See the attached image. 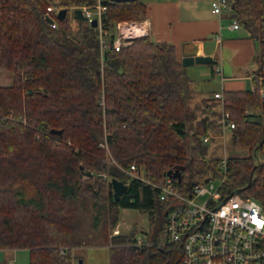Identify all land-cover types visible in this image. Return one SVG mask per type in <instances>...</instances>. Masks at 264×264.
Instances as JSON below:
<instances>
[{
  "label": "trees",
  "instance_id": "16d2710c",
  "mask_svg": "<svg viewBox=\"0 0 264 264\" xmlns=\"http://www.w3.org/2000/svg\"><path fill=\"white\" fill-rule=\"evenodd\" d=\"M230 1L259 43L260 67L254 90L224 92L236 125L231 142L249 150L229 158L225 189L264 202V0ZM96 2L0 0V66L13 76L10 85H0V250L25 249L29 264H74L73 247L92 243L88 234H96L109 247V264H184L181 244L164 239L169 203L121 167L136 165L153 183L183 167L174 185L190 194L197 183L220 175L222 158H206L213 139L203 137L219 134L221 126L207 99L204 110L190 106V81L175 45L142 37L119 51L109 44L101 56L98 28L69 17ZM105 3L108 31L147 11L141 0ZM48 7L66 8V19L51 12L50 24ZM31 13L36 31L24 41L23 20ZM105 133L108 149L100 145ZM114 178L128 184L117 201ZM17 183L32 188L34 197H25ZM121 209L147 213L142 244L136 224L127 234L114 232ZM86 222L91 230L83 228Z\"/></svg>",
  "mask_w": 264,
  "mask_h": 264
},
{
  "label": "built area",
  "instance_id": "2783aa9c",
  "mask_svg": "<svg viewBox=\"0 0 264 264\" xmlns=\"http://www.w3.org/2000/svg\"><path fill=\"white\" fill-rule=\"evenodd\" d=\"M106 0H97L96 4L77 7L82 9L87 21L96 19L99 30L101 56L109 48V44L119 51L134 40L147 37L149 24L147 21L120 20L114 31L102 27V17L107 11ZM110 1V0H109ZM60 7H48L46 15L60 11ZM211 10L221 16L224 11L230 12L233 21L230 28L237 29L240 20L234 14L229 0H211ZM113 38L111 39V37ZM220 39V36H217ZM214 98L220 103V116L217 119L221 126L222 139L227 132L235 128L230 113L225 109L224 93L215 92ZM104 100V99H103ZM104 105V101L101 103ZM106 133L100 143L108 149ZM213 136L203 137L208 142ZM220 175H214L197 183L190 194L178 191L174 179L166 177L163 182L153 183L146 179L143 170L136 165L122 168L132 178L152 184L159 190L162 201L169 203L168 221L165 228L170 243H180L183 248L184 264H264V206L251 196L240 192L230 193L225 189L229 157L225 155L221 161ZM144 172V171H143ZM104 178L107 176L104 174ZM218 180V186L214 181ZM115 233H119L116 228ZM140 237L137 243L142 244ZM10 264H14L11 262Z\"/></svg>",
  "mask_w": 264,
  "mask_h": 264
},
{
  "label": "crops",
  "instance_id": "0c3cea01",
  "mask_svg": "<svg viewBox=\"0 0 264 264\" xmlns=\"http://www.w3.org/2000/svg\"><path fill=\"white\" fill-rule=\"evenodd\" d=\"M141 1L147 4L146 14L133 20L148 22L149 34L147 37L150 40L175 45L181 63L185 49L184 44H188V42L196 43V55H209L215 59V63L203 65H208L213 78L216 74L220 78L208 97L191 95L193 98L196 95L201 98L197 104L198 107L204 110L207 104L211 111L210 114L218 119L220 103L214 99L215 92L255 89L254 76L260 67L256 59L259 43L251 35L245 23L240 21V26L237 29L230 28L233 21L230 12L224 11L221 16L214 14L211 10V0ZM217 36H220L219 40ZM12 81L11 71L0 66V85H10ZM189 81L191 86L194 80L189 78ZM205 99H207L206 104ZM228 133L230 134L231 131L226 135ZM219 134H212L211 139L219 137ZM121 210L120 220L122 212L127 209ZM119 229L121 232L122 229Z\"/></svg>",
  "mask_w": 264,
  "mask_h": 264
},
{
  "label": "rangeland",
  "instance_id": "374dc122",
  "mask_svg": "<svg viewBox=\"0 0 264 264\" xmlns=\"http://www.w3.org/2000/svg\"><path fill=\"white\" fill-rule=\"evenodd\" d=\"M58 1L59 0H57V2ZM53 14L57 16L56 13ZM69 17L72 20L73 24L78 22L74 18L73 11H70ZM85 22L89 23L88 21ZM36 24V18L32 13L23 20L22 36L24 41H27L29 40V38L33 37L32 35H34V32L36 31ZM186 73L188 78L194 80V83L190 86L191 95L197 94L202 98L209 96L210 92L214 89L216 83L218 82V79L220 78L218 74H216L215 78H213L211 73L209 72L208 65L203 64L194 65L189 68L187 67ZM197 95L194 98H190L189 104L191 107H195L199 103L201 98H199V96ZM199 115H201L200 112ZM231 139L232 138H230L229 133L224 139L216 136V138L211 140L208 144V152H206V158H224L225 155L230 158L234 156H245L246 154H249V150L247 148L234 147ZM259 155L263 160L264 146ZM143 173L144 172L142 171V174ZM214 183L216 186H218L219 181L215 180ZM15 188L20 191L25 197H29L31 195V192L33 193V197L35 195L32 188L22 183H17ZM241 194L244 193L242 192ZM259 202H261V204H263L264 206L263 201ZM121 216L122 217L119 222V227L117 226L118 230H120L119 228H121V232L127 234V232H129L131 228L136 224L139 227V230L137 232L138 238L141 237L142 239H144L145 237H147L146 233L149 230V221L146 212L140 211L138 209H127V211L122 212ZM84 225V229H90L87 222L84 223ZM88 237H92V243L74 246L71 250V253H73L72 256L74 264H109V247L100 244L96 239V234H88ZM165 238L166 235L164 236V239ZM11 262H14V264H29L28 251L25 249L0 250V264H10Z\"/></svg>",
  "mask_w": 264,
  "mask_h": 264
},
{
  "label": "water",
  "instance_id": "95a60500",
  "mask_svg": "<svg viewBox=\"0 0 264 264\" xmlns=\"http://www.w3.org/2000/svg\"><path fill=\"white\" fill-rule=\"evenodd\" d=\"M129 1H134V0H110V2L112 3H118V2H129ZM73 14H74V18L81 21H87V17L83 15L82 9L80 8H76L73 10ZM67 16V9L66 8H61L60 11L57 14V18L61 21L65 20ZM48 22H50V24L54 23V20L48 16L47 17ZM90 25L92 27H97L98 22L96 19L91 20ZM184 53H183V57H182V65L184 67H189V66H193L195 64H209V63H215V59L212 56L209 55H196L197 53V46L195 42H188L184 44ZM53 133H59L62 134V131H54ZM258 165V164H257ZM257 165L254 166L253 171L250 175V179L249 182L247 183L245 188H249L252 186L253 182L255 181L256 177L254 176V171L257 168ZM183 169V167H178L176 169H172L169 170L167 173V176L173 179H177L178 181L181 180V170ZM86 175L91 176L92 173L91 171H86L85 172ZM206 181H208L209 179H205ZM111 184H112V188H113V194H114V199L117 201L119 200V198L124 195L127 190H128V184L124 183L121 180H118L116 178L111 180ZM239 190H235L234 192H239ZM81 262V261H80Z\"/></svg>",
  "mask_w": 264,
  "mask_h": 264
}]
</instances>
